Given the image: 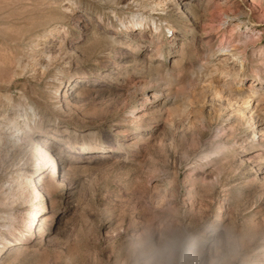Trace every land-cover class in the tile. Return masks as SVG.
<instances>
[{
    "label": "rangeland",
    "instance_id": "obj_1",
    "mask_svg": "<svg viewBox=\"0 0 264 264\" xmlns=\"http://www.w3.org/2000/svg\"><path fill=\"white\" fill-rule=\"evenodd\" d=\"M131 1L0 0V95L35 113L0 157V264H264V138L165 121L222 36L264 89V0L235 1L232 33L223 0L158 7L157 29ZM25 165L23 203L5 188Z\"/></svg>",
    "mask_w": 264,
    "mask_h": 264
},
{
    "label": "bare ground",
    "instance_id": "obj_2",
    "mask_svg": "<svg viewBox=\"0 0 264 264\" xmlns=\"http://www.w3.org/2000/svg\"><path fill=\"white\" fill-rule=\"evenodd\" d=\"M174 1L140 0L138 3L139 1L132 0L131 3L141 6L142 10L144 9L147 13L138 11L133 14L130 24L144 28L151 23L152 28L157 29L151 13L158 7L164 10L165 6ZM235 1L223 0L219 3L221 21L217 26L212 27V30L224 32V27L230 26L232 33L242 26L241 20L233 15ZM117 20L122 24L120 18L117 17ZM41 52L43 51H38V53L35 51L34 53L40 54ZM206 53L204 66L201 67L204 70L203 75L195 83L190 84L192 102L185 99L179 100L180 102L175 103L176 105L165 114L168 132L173 137L180 139L186 134L194 132L195 122L209 125L210 122L215 121L219 123L222 133L228 129L233 130L235 127L244 126L248 129L245 136L250 141L263 139L264 89L254 87L252 84L244 85L245 55L239 51L230 38L225 39L224 36L218 40L215 48H209ZM0 96L4 101L0 100V157L6 159L24 139L27 130L30 128V120H33L32 118L29 120V117H34L35 113L31 106L23 107L20 112L18 107H13L8 95ZM27 109L31 111L30 114L25 111ZM212 154L211 152L204 153L206 157ZM25 167L26 165L17 169L14 182H9L5 188L9 191L12 186H16L15 193L17 196H14V200L18 202L22 200L23 203L29 185V176Z\"/></svg>",
    "mask_w": 264,
    "mask_h": 264
},
{
    "label": "clouds",
    "instance_id": "obj_3",
    "mask_svg": "<svg viewBox=\"0 0 264 264\" xmlns=\"http://www.w3.org/2000/svg\"><path fill=\"white\" fill-rule=\"evenodd\" d=\"M184 243H185V242H183V241L178 242V244H177V248H178V249H181V248L183 247ZM163 254H164L163 250H159V249L157 250V255H159V256H163Z\"/></svg>",
    "mask_w": 264,
    "mask_h": 264
}]
</instances>
